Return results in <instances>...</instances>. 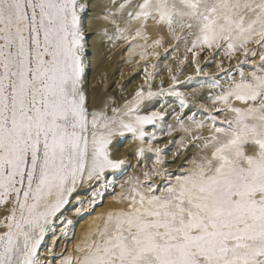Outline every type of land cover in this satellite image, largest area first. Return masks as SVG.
<instances>
[{"label":"snow or ice","instance_id":"1","mask_svg":"<svg viewBox=\"0 0 264 264\" xmlns=\"http://www.w3.org/2000/svg\"><path fill=\"white\" fill-rule=\"evenodd\" d=\"M90 7L0 0V264H45L46 235H55L57 221L61 236L74 224L59 214L73 199L74 215L85 210L78 190L107 186L127 164L113 155V142L131 134L137 157L153 153L162 163L154 142L165 113L150 102L167 95L188 106L177 88L181 69L169 68L172 83L153 91L157 65L146 63L143 85L123 107L89 109L83 16ZM105 10L112 35L107 28L104 35L128 43L130 55L138 49L141 61L160 55L164 36L149 29H162L191 53L197 75H208L197 57L218 50L243 57L240 78L225 87L211 77L220 91L210 94L212 107L199 105L204 118L176 115L178 129L167 125L168 136L179 130L180 145L197 149L189 167L174 181L155 167L130 177L118 207L98 216L76 254L58 264H264V0H110ZM187 62L185 55L179 63Z\"/></svg>","mask_w":264,"mask_h":264},{"label":"rangeland","instance_id":"2","mask_svg":"<svg viewBox=\"0 0 264 264\" xmlns=\"http://www.w3.org/2000/svg\"><path fill=\"white\" fill-rule=\"evenodd\" d=\"M103 14H106L103 12ZM137 43H143V41H137ZM250 47H254V45H250ZM162 48V49H161ZM159 48L157 51L160 53V55L157 57L155 61V65H157L155 69V79L151 81L152 86L155 84V82L159 79L160 73H162L165 62H178L182 59V56L184 54L188 56V62L183 65V67H187L191 65L192 67L195 65L191 63V53H185L183 50V54L178 49V45H176L174 48H172L169 51H165L167 47L163 45V47ZM165 48V49H164ZM175 49V50H174ZM180 52H179V51ZM182 50V49H181ZM139 50L137 49L135 54H131L129 52V45L123 48L122 52L120 53V58L117 61V67L113 73V77H116L118 74L121 73L122 69H124L127 62L134 63L132 60H136L138 58V63L136 65V69L133 70L131 73H129V76H133L134 74L137 75L142 72L144 69V66L146 63L150 64L149 61H141L139 57ZM179 54V55H178ZM89 56V55H88ZM134 56V57H133ZM164 56V57H163ZM180 56V57H179ZM137 57V58H136ZM128 58V59H126ZM151 58V57H150ZM149 58V59H150ZM156 58V57H155ZM197 59L200 62V66L202 69H204L208 75H188L184 79H182V76L184 75L185 70H183V67H181V72L179 74V80L180 83L177 85V88L179 91L184 92L188 99V106L181 108L179 100L175 96H168V100L172 101L168 106L176 105L167 115H165L164 120L160 123V126L157 127L156 132H158V140L162 142H167L168 144L165 148H163V153L161 156L162 163H154L152 161H148L145 157H138L136 160L133 155L128 156L127 164L123 166L121 169L116 170L118 174L113 176V174L108 176V181L110 183L107 184V186H103V191H100L98 194H96L95 199L96 203L94 206H85V210L82 215L76 216L73 214V220L74 224L69 226V233L66 236H58L59 234L53 235L52 232H49L46 236L50 237V240L54 241V244L56 245V248L52 250V253L50 256H48V259H45V264H48V262H55V264H58L59 260L62 258V256H66V253L64 254H58L57 249L61 245L64 244L67 250L68 247H71V254H75L74 248L75 246L81 242L82 238L77 241V230L79 229L80 225L85 224V228H88L92 226L94 223H97V217L100 216L102 213L115 209L118 207V200H119V194L121 192V185L123 184L125 189L127 188L126 181L129 180L130 177L134 176H142V173L145 170H151L154 167L157 169H160L162 171H165L167 173H170V179L175 180V178L182 174L184 170H186L189 167L190 161L193 157V155L196 153L197 149L193 147L191 144H189L187 147H182L179 143L181 137L184 135L181 131H175L171 136H168L167 133V125L171 124L174 128L178 129V124L175 119L176 115H180L182 119H185L186 116H192L195 114L196 119H203L204 114L203 110L199 107L200 104H206L208 107H212L211 100L209 98L210 94L215 95L217 94L220 89L219 88H212L211 87V77H215L217 80L220 81L222 85L225 87L231 82L232 78L239 79V70L236 69L237 61L240 59H243L242 56H237L232 59H229L226 57L223 52L218 50H212L211 52L205 51L202 53ZM140 62V64H139ZM217 63H222L223 68L227 70V72H221L217 67ZM230 63V64H229ZM142 65V66H140ZM132 66V65H130ZM142 67V68H141ZM217 69L213 72L210 70ZM245 72L251 71V66L249 65L246 67ZM117 72V73H116ZM173 72V71H172ZM116 73V74H115ZM188 77H192L191 80L188 79ZM112 78L110 80H112ZM181 78V79H180ZM157 79V80H156ZM112 82V81H111ZM127 82V81H126ZM154 82V83H153ZM197 84L196 87H191L189 91H191L193 88H199V87H208L210 90L208 94L205 96L203 100L197 99L192 93L187 92V88ZM128 88V87H127ZM127 88L123 91L124 93L127 91ZM153 88V87H152ZM168 88V87H167ZM165 88V89H167ZM183 90V91H182ZM158 91V90H155ZM110 92V91H108ZM167 96V95H166ZM159 98V97H158ZM156 100V99H155ZM166 119V120H165ZM186 123H188L187 120H185ZM148 128H151V126H147ZM129 138H131V134H126ZM170 141H175V143H172ZM123 147H120L121 150L125 148V145H121ZM165 152V153H164ZM184 152V154H182ZM155 157V154L148 153ZM183 156H182V155ZM180 162L177 164L176 161L180 158ZM156 159V157H155ZM157 164V165H156ZM155 183L163 185L165 181L160 178H155ZM81 189L78 190V192ZM78 192L75 194L76 197H78L80 200H84L82 198H85V193L89 192L90 194H93V191H90V185L85 186V189L81 191V196L78 195ZM91 197V196H90ZM77 204L76 199H73L70 204H68L65 209L64 213H66L71 206V204ZM79 205L77 204V207ZM69 217V216H68ZM60 245V246H59ZM41 252V251H40Z\"/></svg>","mask_w":264,"mask_h":264},{"label":"bare ground","instance_id":"3","mask_svg":"<svg viewBox=\"0 0 264 264\" xmlns=\"http://www.w3.org/2000/svg\"><path fill=\"white\" fill-rule=\"evenodd\" d=\"M88 2L91 4V7L88 9L87 13L84 14L83 16V24L86 29L85 39L87 41L86 49H85V57H86L85 79H86V90L88 95V105H89V109L93 110V109H99L104 103H107L109 106V114H111L110 109L112 107H123L126 101L132 99L135 90L144 83V72L142 70V72L137 75L134 74L133 76L131 75L129 76V73H131L133 70L137 68L136 65L138 63V58L136 57L137 58L136 60H132L134 63L127 62L124 69H122L121 73L118 74L116 77L112 78L113 73L117 67V61L120 58V53L122 52L123 48L128 45V43H126L123 40H118L113 42L110 41L108 37L104 35L105 28L108 29V34L112 35V25L103 20V16L105 15L103 14V12L106 13L105 9L106 6L109 5L110 0H88ZM149 32H150V36L153 38H155L158 34L164 36L163 45L167 47V51L171 50L176 45H178L179 47L178 49L183 54V50H184L183 44L173 40L162 29L150 28ZM149 42H151V40ZM181 56L183 59L184 54ZM156 59L157 57L156 58L151 57L148 61L150 64H155ZM179 62L180 60L176 63L175 62L172 63L170 61L165 62L163 71L162 73H160L161 75L159 79L158 80L156 79L157 81L152 86L153 91L159 90L161 87L163 88L169 87L172 81L170 79L168 69L171 68L173 73H176L178 69H181V67H183V65H180ZM151 70L152 69H150V71ZM183 70H185L186 72H184L182 79H184L188 75L196 74L195 67L194 66L192 67L191 65L187 67L184 66ZM215 70L217 69H212L210 71L213 72ZM111 78L112 80H110ZM196 85L197 84H194L188 87L187 92L192 93L197 99L203 100L205 96L208 94L210 89L204 86L199 88H193L191 91H189L191 87L193 86L196 87ZM126 88L127 91L124 93L123 91ZM168 99L169 98L166 95L160 96L156 100L150 102L151 109L157 111L162 110L165 113V115H167L176 106V105L173 106L171 105L169 107L168 105L172 103V101ZM148 129L150 131L152 130V128H148ZM156 133L158 134V132ZM154 143L158 144L163 149L167 146L168 141L167 142L155 141ZM121 145H125V148L123 150L120 149V147H123ZM111 147H112L113 155L116 158H125L127 160L128 156L130 155H133L135 160L138 158L135 155V145L132 142V138H129L128 136H126V134L122 137H118L113 142ZM182 154H184V152ZM145 158L148 161H152L156 163L155 157H153L150 154H147ZM180 160H181V156L176 161L175 164L178 165ZM114 173L116 175L118 174L116 170H114V172L112 173L113 176L115 175ZM84 189L85 187L81 188V190L78 192V195L81 196L82 194L80 192L83 191ZM94 189L97 191V193H99L100 191H103L104 188L103 186L96 184L90 185V191H94ZM84 195L85 198L82 199H84L83 201H85V205H84L85 207L88 206L87 201L89 200L92 194L87 192ZM76 207H77L76 203L71 204V206L69 207L66 213H64L63 210L62 213L59 215L69 216L70 218H73V209ZM59 226H60L59 221H57L56 234H59L58 236L61 235L60 232L58 231ZM84 226L83 224L80 225L79 229L77 230V241L80 240L82 237H84V234L88 231V228H85ZM49 248H52V250H54V248H56V245L54 244L53 240L52 241L50 240V237L46 236L40 249L41 251L40 257L42 261H45L46 258L48 259V256H50V254L52 253V252L51 253L48 252ZM65 248L66 247L64 246V244L61 245L59 249H57L58 251L57 253L60 255L66 253V256L71 254V247H68L67 250Z\"/></svg>","mask_w":264,"mask_h":264}]
</instances>
